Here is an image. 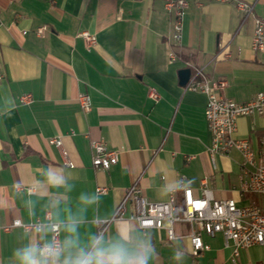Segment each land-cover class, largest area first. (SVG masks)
<instances>
[{
    "label": "crops",
    "instance_id": "crops-1",
    "mask_svg": "<svg viewBox=\"0 0 264 264\" xmlns=\"http://www.w3.org/2000/svg\"><path fill=\"white\" fill-rule=\"evenodd\" d=\"M188 1L176 43L165 0H0V264H264L259 244L239 248L233 262V241L226 245L221 232L204 233L210 247L195 256L189 221H175L169 239L166 228L130 218L131 200L114 217L134 182L154 201L173 189L179 204L182 177L195 196L206 178L215 198L255 202L240 190L241 153L213 160L208 96L182 85L179 72L198 67L225 79L221 93L237 101L264 90L263 56L252 48L264 0H245L253 4L248 16L235 0ZM84 30L96 43L87 45ZM24 93L33 101L21 102ZM80 93L91 97L87 111ZM236 136L264 150V114L240 117ZM51 137L62 138L66 155ZM94 139L119 153L108 169L92 163ZM48 214L60 224L54 260L39 253L51 242ZM14 219L43 226L7 229Z\"/></svg>",
    "mask_w": 264,
    "mask_h": 264
},
{
    "label": "built area",
    "instance_id": "built-area-1",
    "mask_svg": "<svg viewBox=\"0 0 264 264\" xmlns=\"http://www.w3.org/2000/svg\"><path fill=\"white\" fill-rule=\"evenodd\" d=\"M223 2L231 0H220ZM239 9L248 16L253 12V4L245 0H235ZM188 0H165L166 9L173 14V38L176 43L182 39L183 18ZM1 23V18H0ZM45 26L37 29L39 34H43ZM87 45L96 43L97 37L88 30L80 32ZM252 48L262 53L264 63V18L256 16L254 31L252 36ZM170 58L176 59L174 50L170 52ZM2 73L0 72V78ZM226 85L225 80H211L206 77L201 68L195 67L187 87L193 90L206 92L208 99L205 107V117L212 133V143L210 153L213 160L219 153H228L231 150H238L242 155L240 169V190L242 194L253 193L261 196V202H252L246 205H239L235 198L219 199L215 198L207 185L206 178L201 180L202 195L195 196L192 188L185 185L184 177L180 180V187L183 196L179 204L175 203L173 189L170 196L165 201H154L149 199L137 182L128 187L123 201L115 210L114 217H120L125 207V203L131 200L135 211L130 218L136 219L142 228L156 227L166 228L169 239L175 238L174 222L177 220H187L192 225L190 234L192 244V254L199 256L203 251L209 249V244L204 240V233L214 235L221 232L225 237L226 245L232 240L234 244L232 260L237 261L239 248L252 245H262L264 247V150L256 152L247 138L236 136L238 129V119L243 115H256L264 113V91H260L249 101L238 102L232 98L219 93ZM150 94L157 99L159 93L155 88H151ZM79 102L85 111L91 107V97L88 93H80ZM21 102L30 103L33 101L31 93H24L20 97ZM50 142L62 149L61 137H51ZM264 144V139H262ZM94 150L92 163L95 167L108 169L119 158L117 150L109 149L104 139L92 140ZM67 164L73 165L71 161ZM106 186H98L97 192H106ZM48 223L51 227V242L39 244V253L46 259L54 260L62 250L60 235V224L50 219ZM106 220L100 228V234L107 227ZM23 226L25 229H35L40 231L43 226L42 221L24 223L21 219L7 225Z\"/></svg>",
    "mask_w": 264,
    "mask_h": 264
},
{
    "label": "rangeland",
    "instance_id": "rangeland-1",
    "mask_svg": "<svg viewBox=\"0 0 264 264\" xmlns=\"http://www.w3.org/2000/svg\"><path fill=\"white\" fill-rule=\"evenodd\" d=\"M189 6V5H188ZM187 9V8H186ZM172 14V13H171ZM173 15V14H172ZM174 21V20H173ZM253 36V35H252ZM172 51V50H171ZM256 51V50H255ZM190 69H191V66L189 67ZM193 73H194V70H191V74H190V77H189V79H188V81H187V83L185 84V86L187 87V85H188V82H189V80H190V78L192 77V75H193ZM210 79V78H209ZM211 80H213V79H211ZM217 80H225V79H217ZM226 81V80H225ZM226 84H227V81H226ZM226 86V85H225ZM224 86V87H225ZM190 89V88H189ZM222 90V89H221ZM221 90L219 91V93L221 94V95H223L222 93H221ZM199 91H201V90H199ZM262 91H264V90H262ZM204 92V91H203ZM260 92V91H259ZM206 93V92H205ZM223 96H225V95H223ZM256 96V95H255ZM254 96V97H255ZM227 97V96H226ZM229 98H231V97H229ZM233 99V98H232ZM252 99V98H251ZM250 99V100H251ZM235 100V99H234ZM235 101H237V100H235ZM247 101H249V100H247ZM238 102H245V101H238ZM206 107V106H205ZM264 114V113H263ZM263 114H260V115H263ZM256 115H259V114H256ZM243 116H248V115H243ZM250 116H254V115H250ZM242 117V116H241ZM240 118V117H239ZM238 130V129H237ZM248 139V138H247ZM262 139H264V137H262ZM249 140V139H248ZM250 142V141H249ZM261 143H262V140H261ZM263 144V143H262ZM264 145V144H263ZM253 147V146H252ZM254 149V148H253ZM255 150V149H254ZM256 151V150H255ZM257 152V151H256ZM252 199L255 201V202H258V203H260L261 202V196L259 195V194H253L252 195Z\"/></svg>",
    "mask_w": 264,
    "mask_h": 264
},
{
    "label": "water",
    "instance_id": "water-1",
    "mask_svg": "<svg viewBox=\"0 0 264 264\" xmlns=\"http://www.w3.org/2000/svg\"><path fill=\"white\" fill-rule=\"evenodd\" d=\"M191 74V69L190 68H183L180 70L179 75H180V83L182 85H185L190 77Z\"/></svg>",
    "mask_w": 264,
    "mask_h": 264
}]
</instances>
